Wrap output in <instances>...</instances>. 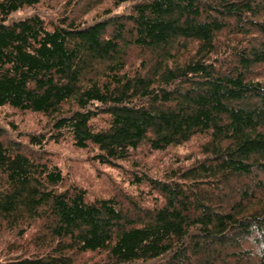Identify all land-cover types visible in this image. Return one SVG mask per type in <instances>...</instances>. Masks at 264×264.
I'll list each match as a JSON object with an SVG mask.
<instances>
[{"label": "trees", "instance_id": "16d2710c", "mask_svg": "<svg viewBox=\"0 0 264 264\" xmlns=\"http://www.w3.org/2000/svg\"><path fill=\"white\" fill-rule=\"evenodd\" d=\"M40 2L0 0V106L50 118L38 151L69 135L122 167L146 147L159 171H135L152 203L133 211L0 126L2 232L36 226L0 264H264V0Z\"/></svg>", "mask_w": 264, "mask_h": 264}, {"label": "rangeland", "instance_id": "374dc122", "mask_svg": "<svg viewBox=\"0 0 264 264\" xmlns=\"http://www.w3.org/2000/svg\"><path fill=\"white\" fill-rule=\"evenodd\" d=\"M59 2L61 0H41L34 9L40 11L46 18L52 17ZM105 3L106 1L102 2L103 5ZM50 122V118L41 113L18 110L8 105L0 106V126L5 130L4 136L9 139H19L24 143V148L27 151L30 152L29 147H31L35 154L56 163L63 173V184L81 185L85 188L87 196L90 197L114 194L127 208L129 206L133 211L142 204L144 206L151 205L152 198L148 183L137 184L133 175L135 171L143 172L145 170L148 173H157L159 171L157 166L160 162L154 158H159L158 154L154 156L152 155L154 153L146 147H140L139 151L132 154L129 160L121 161L122 167H112L98 163L91 157L93 152L91 148L77 147L69 135H64L56 140L48 139L42 150L38 151L37 146L30 144L29 134L43 132L47 135V127ZM93 122L102 125L106 121L101 117H95ZM198 138L199 141H202L201 137H197L196 140L193 139L182 145L170 146L168 150L172 153H181L194 149V142L196 144ZM35 150L41 153H37ZM2 228L0 226V260L14 251H23L24 253L36 251L32 240V236H35L36 226L26 227L27 229L22 235L15 230L12 233L2 232ZM86 254L88 261L99 256L93 252Z\"/></svg>", "mask_w": 264, "mask_h": 264}]
</instances>
